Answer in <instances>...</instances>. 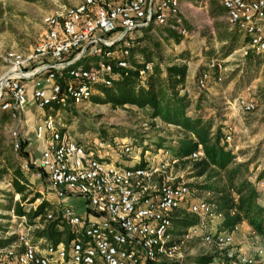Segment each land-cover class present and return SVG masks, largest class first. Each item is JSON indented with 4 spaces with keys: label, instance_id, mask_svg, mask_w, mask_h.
Segmentation results:
<instances>
[{
    "label": "built area",
    "instance_id": "built-area-1",
    "mask_svg": "<svg viewBox=\"0 0 264 264\" xmlns=\"http://www.w3.org/2000/svg\"><path fill=\"white\" fill-rule=\"evenodd\" d=\"M220 3L229 27L246 38L242 56H264V0ZM179 12V0H161L155 8L149 0H82L45 13L42 35L29 52L0 46L6 67L0 76V111L8 112L15 124L9 130L12 149L22 151L20 128L27 107L46 110L32 129L41 153L25 159L21 167L48 188L51 199H44V222L57 221L72 235L67 243L35 239L34 229L44 223L27 225L26 215L14 214L21 219L18 228L0 231V264H159L178 258L181 245L193 238L201 237L210 246L231 245L240 223L233 231L207 228L221 214L207 199H195L187 182L175 181L167 173L178 161L169 149L159 150L155 160L141 158L134 136L77 141L60 115L70 106L88 105L100 94L99 85L111 86L130 70H137L140 85L146 86L153 64L137 62L143 65L137 68L128 61L135 45L128 34L151 23L167 25L172 16L171 27L184 36L187 30ZM112 33L116 34L111 37ZM86 57L94 61L84 63ZM209 68L197 76L196 88L206 91L214 77L211 70H222L216 62ZM215 79L222 80L219 73ZM238 105L245 112L255 107L242 97ZM230 138L224 136L223 142ZM201 155L194 152L190 158ZM183 210L196 216L197 223L175 241L172 219ZM10 236L14 241L3 244ZM260 239L263 245L251 254L234 251L227 256L234 257L233 264H258L264 257Z\"/></svg>",
    "mask_w": 264,
    "mask_h": 264
},
{
    "label": "rangeland",
    "instance_id": "rangeland-1",
    "mask_svg": "<svg viewBox=\"0 0 264 264\" xmlns=\"http://www.w3.org/2000/svg\"><path fill=\"white\" fill-rule=\"evenodd\" d=\"M82 0H0V46L2 49H18L23 52H29L30 48L37 42L42 35V16L52 9L62 7V5H75ZM184 13L187 14V25H184L186 30H191L192 36L184 42V46L188 49L183 52L185 62L191 71L194 68V80L196 83L197 76L204 70L210 69L207 67L208 60L214 59V62L220 63L222 70L218 68L211 70V76L220 74L222 80L217 82L213 94L206 95L205 90L195 88L186 92L188 99L192 102L191 108L186 112L189 116H200L203 120H210L213 123L212 129L219 126L225 136L230 135L231 138L226 142L228 148L234 154L232 163L224 171H219V175L212 179V183H223L226 176V171L235 166H241L240 179H246L252 184L259 194L258 203L264 205V72L254 69L248 74L246 70L248 61H243L241 46H244V39L239 32L229 27L227 21L218 18L216 21L210 20L208 12H206L205 0H183ZM219 33L233 34L240 47L232 49L227 53L222 47L229 43L220 42L218 40ZM186 35H190V33ZM131 50L132 56L135 57L142 47L137 45ZM147 45V44H146ZM145 45V47H146ZM144 47V46H143ZM144 47V48H145ZM162 50L153 64H160L163 60L164 66L165 55L173 57L177 51L170 42H162ZM148 48V47H147ZM168 51V52H166ZM2 51H0V54ZM163 53V55H162ZM263 57V56H262ZM160 62V63H159ZM224 68V69H223ZM232 69V70H230ZM215 72V73H213ZM213 74V75H212ZM240 75L242 81L245 82L239 90H231L232 83L228 89L226 85L232 76ZM252 75L258 79L257 83L252 84ZM211 79V78H210ZM213 81V79H211ZM211 81L208 83L210 84ZM251 83L255 87L249 89L246 86ZM212 85V84H211ZM241 88V89H240ZM254 91V94L251 93ZM182 94L183 91H180ZM198 96L203 98L201 104L195 103ZM252 98L254 109L251 111H243L239 103V98ZM196 107V108H195ZM60 115L63 117L68 131L71 136L77 140H93L98 137L105 139H117L134 136L137 139L136 147L139 149V155L144 158L158 159L160 157L159 150L176 147L178 139L184 137L186 132L181 127L162 121L159 118L153 119L150 114V109H139L135 106H123L112 108L108 103L91 102L81 108L70 106L64 110H60ZM10 124V122H8ZM11 136L7 129L0 135V149L5 152L6 164L18 166L17 158H20L21 152H15L11 146ZM147 152V153H146ZM18 154V155H17ZM8 159V162H7ZM19 167V166H18ZM263 172L262 177L259 175ZM167 173L175 179V181H185L190 186L192 195L195 199L204 198L209 201L212 195L209 191L204 190L200 186L205 183L204 177H193L191 166H183L181 164H170ZM240 180V181H241ZM25 191L26 199L24 203L25 210L32 209L34 205L40 202L41 199L35 200L33 203L29 199L33 198L36 193H39L43 199H46V185L39 183L34 179L29 182ZM40 184V185H39ZM200 185V186H199ZM199 186V187H198ZM41 191L42 193H40ZM0 193H4L5 201H0V226L1 231H14L18 228L19 218L15 217V213L11 211L16 205L14 200V191L9 176L1 178ZM181 215L186 214V211H180ZM14 216V217H13ZM29 225V219L26 220ZM215 222H209L207 228L212 230ZM246 223V222H245ZM247 224V223H246ZM24 225V223H23ZM247 231L240 230L236 233L231 242V245H206L201 237L193 238L184 241L181 245V255L178 258L160 260L159 264H197L194 258L201 255H215V263L219 264L218 260L227 256L229 252H242L251 254L254 249L263 245L261 237H257L253 229L247 224ZM247 232V233H246ZM172 238L175 241L183 233V230L176 229L172 225ZM35 236V235H34ZM36 239V237H34ZM234 254V253H233ZM221 258V259H220ZM258 264H264V257L259 259Z\"/></svg>",
    "mask_w": 264,
    "mask_h": 264
},
{
    "label": "trees",
    "instance_id": "trees-1",
    "mask_svg": "<svg viewBox=\"0 0 264 264\" xmlns=\"http://www.w3.org/2000/svg\"><path fill=\"white\" fill-rule=\"evenodd\" d=\"M210 5V14L213 17L220 18L225 15L226 12L219 0H210ZM166 30L168 31V37L178 44L182 39V35H176L170 29ZM115 34L112 33V35ZM143 39L145 38H137L135 41H142ZM146 40L149 44L140 52L147 57L146 61H151V56L157 57L159 55L156 53L159 52L160 46L150 36ZM218 40L229 43V45L222 47V49H226L227 53L240 47V43L233 34L219 33ZM133 47L135 45L131 47V50ZM128 61L136 65L137 68L143 66L135 61L132 52ZM187 75L188 66L186 63H172L163 68L160 64H155L148 74L146 86H142L138 81L137 70H130L126 74H120L119 78L113 80L111 86L99 85L100 94L92 96V100L96 103H108L112 108L126 105H132L139 109L148 108L153 119L159 118L163 122L173 123L184 129L186 135L178 139L176 147H171V153L178 160L177 165L191 166L193 177H204L205 183L199 186L210 192L212 198L209 199V202L214 205L213 210L221 214V220L218 224L220 231H233L236 224L246 222L256 235L264 239V205L258 203L259 194L252 184L246 179L241 180L239 178L242 170L241 166L243 165L227 170L223 183L211 182L213 178L219 175V171H224L229 167L234 154L230 151L228 145L223 142L225 135L219 126L213 131L212 121L203 120L198 115L192 117L186 113L191 108L192 102L188 99L186 93H180V89L186 84ZM201 101H203V98L200 96L197 104H201ZM198 151L202 152L201 157L191 159L190 155ZM9 166L14 169L11 183L14 191L19 195L14 207L15 215H26L29 224H34V222L44 223L42 228L34 229L33 233L36 238H44L50 244L67 243L72 235L63 224H59L57 221L44 222V209L47 207L46 200L43 199L29 212L23 209L28 183L20 167L17 165L13 167L10 164ZM262 175L263 172L259 177H262ZM190 186L196 185L190 184ZM39 197L40 194L36 193L33 198L29 199V202L33 203ZM196 223L197 217L189 213L183 215L177 213L172 219L173 227L180 230ZM14 239V236L9 237L3 241V244H9ZM233 260V256H225L218 261L219 264H233ZM194 262L197 264H213L216 262L215 255L197 256L194 258Z\"/></svg>",
    "mask_w": 264,
    "mask_h": 264
},
{
    "label": "crops",
    "instance_id": "crops-1",
    "mask_svg": "<svg viewBox=\"0 0 264 264\" xmlns=\"http://www.w3.org/2000/svg\"><path fill=\"white\" fill-rule=\"evenodd\" d=\"M149 1H150V3H151L153 8L157 7L160 4V2H161V0H149ZM219 3H220V0H219ZM205 6H206V12H208L210 20L212 19V20L215 21L216 19H218L216 17H213L210 14L211 13L210 12V10H211L210 0H205ZM179 8H180V12L179 13H180V16L182 18V26L185 28L184 25L186 24V26L189 27L187 25V20H186V19H188L187 14L184 13V1L183 0H179ZM220 18H222L223 20L224 19L226 20V13H225L224 16H222ZM172 22H173V17L170 16L168 18L167 25L160 26V25H156L154 23H151L150 25L145 26L144 28H137V29L132 30L131 32H129L127 38L128 39L131 38L135 42V39L144 37L145 39H143L142 41H137L136 40L137 45L139 44L138 46H140V48L142 47V49L145 47L146 44H149L147 42V40H146V38L148 36H150L154 42H157L159 44L160 50L163 49V47H162V42L163 41L164 42H170V44L175 48L176 51L178 49L179 50L175 54H173V57L170 56V55H165V57H164V63H165L164 66H166L168 64H172V63H178V64L179 63H186L185 62V57L183 55V52H185L188 48L184 46V42L187 39V37L190 38L192 36L191 30H189V28H188L187 31H188V34L190 33V35H184V36L182 35V39L177 44V43H175L173 41L172 38L168 37V31L166 30V29H170V30L174 31L176 35H179L177 30H174L171 27ZM112 36H114V35H112ZM241 36H242V34H241ZM244 39H246V38H244ZM219 42H220V45H221L222 41H219ZM244 46H245V44H244ZM244 46H241V49H243ZM166 52H168V51H166ZM162 55H163V53H162ZM151 57H152L151 61H146L147 57H145V55L142 52H139V53H136L135 57H133V58L138 63L150 62L151 64H153V61L156 60V58L154 56H151ZM246 59L248 61V64H247V67H246V70H248L247 72H249L248 74H250V72L252 73L254 69L255 70L258 69L260 72L263 70V72H264V56L262 57V56H256L254 54H248L247 56H245L243 61H246ZM93 61H94L93 58L86 57L85 60H84V63H89V62H93ZM206 61L208 62V64H207L208 66L207 67H210V65L214 62V59H212V60H208L207 59ZM160 62H159L160 66L162 67L163 60L162 61L160 60ZM5 70H6V67H5L4 61H3V59L0 56V76L5 72ZM230 70H232V69H230ZM213 73H215V72H213ZM263 77H264V74H263L262 78ZM193 78H194V68L191 71L188 68V75H187V78H186L187 79L186 84L180 89V91H183V93H186L189 90H193L195 88V86H196L195 80ZM251 78H254V76L252 75V77H250V79ZM256 81H259V78L258 79L257 78L256 79L255 78L252 79V84L253 83L256 84L257 83ZM217 82L219 83V81H217L215 79V76H214L213 77V81H211V83L207 87V90L205 91V92H207L206 95L213 94V90L215 89V85L217 84ZM230 83H232V85H231L232 87H230V88H232L231 90H233V91L239 90V87H241V85L243 86L244 84H246L245 82L242 81V78L238 74L236 75V77L235 76L231 77L230 81L226 85V89H228V86H229ZM251 87L253 88L255 86L251 85V83H249L246 86L247 89H249ZM251 93L254 94V91L251 92ZM199 97L200 96H198L196 98L195 103H197ZM249 100H252V98H249ZM45 113H46V110L40 109L37 106L31 104L30 106L27 107L26 112L24 113V116H23L24 120H23V123L21 124V128H20V132L22 133V136H23V147L21 149L22 150L21 151L22 154H20L21 156H20V158H17V160H18V166L23 171V174H24L26 180H28L29 182H31V180L34 179L35 181H37L39 183V180L34 177L32 172L24 171L22 169V167H21V163L25 159L32 158V157H37L41 153V143L38 140L35 139L34 133L32 132L33 131L32 129H33L35 124H37V123H39V122H41L43 120V118L45 117L44 116ZM3 119H5V120L3 121ZM8 122H10V124H8ZM14 125L15 124L12 121L11 117H9L8 112L0 111V135H2L4 133L5 129H7L9 131L11 128L14 127ZM7 162H8V159H7ZM13 170H14L13 168H11L8 164H6L5 152L1 151V149H0V181H1V178L4 179V177H6V176H9L11 178V180H12ZM45 188L47 190L45 198L47 200H50L51 196H49L47 186ZM13 191H14V188H13ZM39 192L42 193L41 191H39ZM4 197H5V194L4 193H0V201H5ZM17 197H19L18 193H16L14 191V200H15V202L17 201ZM11 211H13V209H11ZM220 220H221V218H218L217 221H214L215 223L213 224L212 231L220 230L218 228V224H219ZM1 227H2V225L0 226V231H1ZM240 227H241V231H243V230L247 231L248 227H247V224L245 222L240 223ZM3 232L5 234L7 233V231H3ZM235 235L238 236L239 233H236Z\"/></svg>",
    "mask_w": 264,
    "mask_h": 264
}]
</instances>
